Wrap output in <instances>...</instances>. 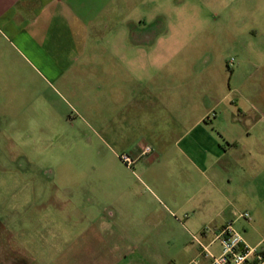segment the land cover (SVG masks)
Wrapping results in <instances>:
<instances>
[{"label":"rangeland","instance_id":"obj_1","mask_svg":"<svg viewBox=\"0 0 264 264\" xmlns=\"http://www.w3.org/2000/svg\"><path fill=\"white\" fill-rule=\"evenodd\" d=\"M84 12L101 42L70 91L52 74H0V264H109L114 243L169 254L194 243L171 203L176 191H158L142 172L173 167L172 154L157 157L176 152L174 140L152 136L168 130L167 111L143 130L126 124L110 98L107 34L115 24L148 30L142 74H169L167 88L174 80L210 89L195 95L197 116L253 87L264 104V0H85ZM34 219L47 222L48 238L20 242ZM102 220L114 222L116 239L94 234Z\"/></svg>","mask_w":264,"mask_h":264},{"label":"crops","instance_id":"obj_2","mask_svg":"<svg viewBox=\"0 0 264 264\" xmlns=\"http://www.w3.org/2000/svg\"><path fill=\"white\" fill-rule=\"evenodd\" d=\"M84 8L85 0H0V74H52L64 90L70 91L74 81L91 70V57L101 42L95 18L85 16ZM148 37L143 25L134 28L131 23H119L110 28V98L123 106L126 124L143 130L149 121L162 120L167 111L171 125L166 132L154 130L152 136L174 140L177 151L157 157L161 163V158L172 154L173 167L164 163L162 170L148 166L142 172L158 191L169 187L176 191L171 194V203L182 214L180 224L194 243L178 245L175 254L114 243L109 246V264H190L195 259L204 264L207 258L193 235L206 245L213 232L228 223L249 245L263 246L264 104L255 102L261 90L253 87L233 99L225 94L213 106L225 100L218 112L211 113L212 108L204 107L197 116L195 95H204L210 89H190L174 80L167 88L169 74H142L143 66L147 70L148 52L139 44ZM233 75L228 74V79ZM9 126H15V121ZM26 204L33 202L22 206ZM245 212L250 214L249 220L240 216ZM100 224L94 234L116 239L114 222L102 220ZM46 225L40 219L29 221L28 230L23 228L18 234L20 242L37 235L47 239L51 231ZM205 226L212 231H204Z\"/></svg>","mask_w":264,"mask_h":264},{"label":"built area","instance_id":"obj_3","mask_svg":"<svg viewBox=\"0 0 264 264\" xmlns=\"http://www.w3.org/2000/svg\"><path fill=\"white\" fill-rule=\"evenodd\" d=\"M149 148H147L148 150ZM241 217L250 219L248 212L241 213ZM204 231H212L210 226H205ZM214 236L206 245L193 235L201 245L202 254L207 258L204 264H264L263 246H251L244 239L232 223H228L213 232ZM217 244V250L212 249ZM190 264H203L199 260H192Z\"/></svg>","mask_w":264,"mask_h":264}]
</instances>
